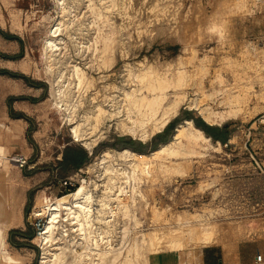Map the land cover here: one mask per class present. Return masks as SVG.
<instances>
[{
	"label": "rangeland",
	"instance_id": "1",
	"mask_svg": "<svg viewBox=\"0 0 264 264\" xmlns=\"http://www.w3.org/2000/svg\"><path fill=\"white\" fill-rule=\"evenodd\" d=\"M53 2L0 0V71L13 75H0V123L4 125L0 128V138L7 146V159L12 165L9 175L1 181L0 200L18 221L7 231V250L21 264H38L41 251L33 242L39 231L37 218L33 216L38 196L54 198L74 191L79 183L89 180L87 167L104 149L128 148L140 153L154 150L170 140L176 126L189 120L186 119L189 116L193 124L196 120L207 126L225 127V144L218 141L220 151L210 149L192 159L183 177L162 178L158 170L150 168L152 176L145 177L144 185L148 203L158 207L168 205L173 216L204 212L208 222L218 227L238 225V232L223 233V242L216 236L214 244L207 247L188 244L187 251L196 253L211 247L212 253L222 255L223 264H264V4L255 0H135L139 26L132 23L125 31L131 41L125 58L115 49V38L111 40L114 43H101L106 33L115 29L114 25L109 29L104 20L95 19L90 39L93 42L96 37L100 44L94 45L97 55L90 53L85 59L90 67L87 71L94 78L101 73L107 77L108 84L119 85L123 64L144 59L158 68L162 76H173L180 57L189 76L185 86L189 99L201 100L203 93H213L211 100L201 104L206 103L214 112H227L228 95L244 96L239 111L214 125H208L196 110L182 105L166 130L147 143L121 136L113 126L105 130L103 139L89 155L80 143H72L69 125L49 106L40 47L52 21L58 17ZM238 2L243 7H236ZM114 14L106 16L118 23L119 18ZM259 50L263 61L260 68L254 59ZM77 61L82 64L78 58ZM99 65L103 71H93ZM256 72L263 75L259 78ZM167 92L168 97L172 96V90ZM6 128L11 130L8 136L4 132ZM68 148L85 152L87 159L80 168L62 163L63 152ZM16 159L25 161L22 167ZM65 180L73 183L72 188L61 186ZM141 206L136 211L141 222L136 227L131 222V233L150 229ZM17 231L24 234L33 231L34 237L22 238ZM10 240L19 246H13ZM185 251L178 253L181 259ZM258 255L261 262L255 263L253 258ZM153 258L150 257L148 264Z\"/></svg>",
	"mask_w": 264,
	"mask_h": 264
},
{
	"label": "bare ground",
	"instance_id": "2",
	"mask_svg": "<svg viewBox=\"0 0 264 264\" xmlns=\"http://www.w3.org/2000/svg\"><path fill=\"white\" fill-rule=\"evenodd\" d=\"M53 1L58 17L49 26L40 47L49 106L63 123L69 125L72 143H80L89 155L103 139L105 130L113 126L121 136L140 143L149 142L178 116L182 105L196 110L208 125L217 124L240 110L244 95H228L227 112H214L206 103L201 104L204 100H211L213 93H203L201 100L189 99L185 92L189 76L180 57L173 76H162L158 68L144 59L123 64L119 85L108 84L107 77L96 71L99 76L94 78L87 71L90 67L85 62L90 53L97 55L98 52L94 45L100 41L96 37L93 42L90 39L94 20H104L109 29L114 25L115 29L108 31L101 43L107 45L115 38V49L125 58L131 44L125 31L133 26L132 23L137 28L139 26L135 0ZM255 1L264 4L263 0ZM236 7L243 5L238 2ZM113 12L119 18L118 23L106 16ZM89 16L92 17L90 22ZM255 56L260 68L262 52L259 50ZM96 69L103 71V66L99 65L93 71ZM261 75L257 74L259 78ZM168 90H172L170 97ZM3 127L0 123V128ZM4 132L8 136L11 130L6 128ZM210 149L220 151V143L213 144L192 120L178 124L170 140L148 153L128 148L104 149L87 167L88 181H82L74 191L58 197L36 198L33 216L45 218L42 229L33 239L41 251L38 264H148L150 257L185 251L188 244L207 247L216 241V236H220L221 242L223 233L236 231L238 225L224 228L213 223L216 227H212L204 212L173 216L169 214L168 205L158 207L148 203L144 194L145 177L150 179L152 176L150 168L158 170L162 178L168 175L183 177L187 174L188 163ZM7 153V146L0 138V184L12 166ZM199 188L203 189L202 186ZM140 204L151 226L147 232L131 233V222L135 227L141 222L136 218ZM17 223L0 200V264H21L6 247L7 231ZM200 260L201 251L192 253L186 250V264H200Z\"/></svg>",
	"mask_w": 264,
	"mask_h": 264
},
{
	"label": "trees",
	"instance_id": "3",
	"mask_svg": "<svg viewBox=\"0 0 264 264\" xmlns=\"http://www.w3.org/2000/svg\"><path fill=\"white\" fill-rule=\"evenodd\" d=\"M6 38H14V37H6ZM6 74L8 75L9 73H7L6 71H0V75H6ZM32 86L35 87L34 85ZM186 119L193 120V118L189 116H187ZM194 124L196 127L200 128L207 136L211 137L214 141H219L220 143L225 144L227 137V133L225 132L226 131L225 127L218 128V127L207 126L204 123L196 120H194ZM86 159L87 156L85 152L79 149H70V148L65 149L62 155V163L74 167L75 169L80 168L81 165L86 161ZM17 234L18 236L26 239H32L34 237L33 231H29L26 234H24L21 231H17ZM9 242L15 247L19 246L17 242H12L11 240Z\"/></svg>",
	"mask_w": 264,
	"mask_h": 264
},
{
	"label": "crops",
	"instance_id": "4",
	"mask_svg": "<svg viewBox=\"0 0 264 264\" xmlns=\"http://www.w3.org/2000/svg\"><path fill=\"white\" fill-rule=\"evenodd\" d=\"M210 250H212L211 247L209 249L206 248L201 250L200 264H223L222 255L220 256L221 257L220 259V257H218V254L212 253V251ZM178 253L181 252L161 253L159 255L152 256L154 258L151 264H172V260L174 261L175 258H176V262H173V264H186V251H185L184 259H181V256H179ZM257 257H260V255H258ZM257 257L253 258L255 260V263L261 262V257L260 260H257Z\"/></svg>",
	"mask_w": 264,
	"mask_h": 264
},
{
	"label": "built area",
	"instance_id": "5",
	"mask_svg": "<svg viewBox=\"0 0 264 264\" xmlns=\"http://www.w3.org/2000/svg\"><path fill=\"white\" fill-rule=\"evenodd\" d=\"M15 162L20 163L21 167L25 163V161H23L22 159H16ZM61 186H63L64 189L68 190V189L72 188L73 183L71 181H69V180L68 181L65 180ZM35 218H37V227H38V230L40 231L42 229L43 225H44V221L45 220H44V218H40L38 216L35 217ZM39 231L37 232V234L39 233ZM257 260H260V257H257Z\"/></svg>",
	"mask_w": 264,
	"mask_h": 264
}]
</instances>
